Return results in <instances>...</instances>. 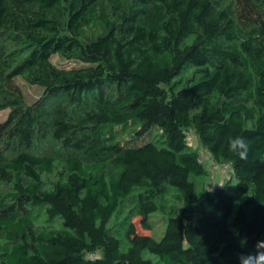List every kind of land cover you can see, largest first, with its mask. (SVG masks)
<instances>
[{"label":"trees","instance_id":"16d2710c","mask_svg":"<svg viewBox=\"0 0 264 264\" xmlns=\"http://www.w3.org/2000/svg\"><path fill=\"white\" fill-rule=\"evenodd\" d=\"M3 109L0 183L13 190L0 193V264H153L146 253L242 264L264 252V0H0ZM190 131L235 181L197 189L191 175L208 171ZM235 136L247 159L228 150ZM49 138L68 154L33 152ZM170 187L184 204L162 236L130 221L122 247L108 227L122 199L136 192L149 229ZM40 207L61 225H37Z\"/></svg>","mask_w":264,"mask_h":264},{"label":"rangeland","instance_id":"374dc122","mask_svg":"<svg viewBox=\"0 0 264 264\" xmlns=\"http://www.w3.org/2000/svg\"><path fill=\"white\" fill-rule=\"evenodd\" d=\"M54 62L69 64L68 61L61 58L59 55L54 54L52 56ZM195 72L194 66H188L182 74V81H178L179 85H182L186 79L192 77ZM17 81L23 88L26 99L28 101H34L39 98L42 93V89L39 86L32 85L27 83L22 78H17ZM9 113V109L0 110V121L4 120ZM188 141L189 144L196 149L200 155L203 163L205 164L208 173L203 176H193L191 175V179L195 182L197 189H215L219 187V185H223L227 182L235 181V177L233 175L232 169L230 165L225 163H219L215 161L209 151H207L203 144L201 143L198 136L193 132H188ZM33 152L39 155L49 154L51 152H55L58 156H66L68 154V150L61 147L58 143L53 140L45 139L44 141H40L36 148L33 149ZM62 169L60 163H57L56 172L54 175L46 174V183H50L51 181L57 178V172ZM12 183L4 182L0 183V193H6L12 191ZM136 192L130 195L126 199H122L118 209L112 215L108 227L115 236L120 239L122 247H126L127 240L125 236V230L130 221L134 222L135 231L141 233H152L156 237H161L167 223V219L171 214L179 213L181 206L184 204L182 199L179 197L177 191L174 188H169L167 194L157 199L159 204V210L153 213L150 217V221L152 227L149 229L142 224L141 217H134L135 209L137 206L136 202ZM34 221L39 226H60L61 220L58 217L50 218L46 213L44 207L37 208L32 211ZM3 240H0V244ZM147 257L152 258L153 264H160L154 255L146 253Z\"/></svg>","mask_w":264,"mask_h":264},{"label":"clouds","instance_id":"9594fccd","mask_svg":"<svg viewBox=\"0 0 264 264\" xmlns=\"http://www.w3.org/2000/svg\"><path fill=\"white\" fill-rule=\"evenodd\" d=\"M228 150L230 152H233L235 155H237L240 159H247V154L249 151V145L243 136H235L229 138L228 141ZM220 187H224L223 185H219ZM233 186H235L233 184ZM211 191V190H210ZM257 247H264V243L258 242ZM242 260V264H264V252H259L256 255H249L246 258L245 257H240Z\"/></svg>","mask_w":264,"mask_h":264}]
</instances>
